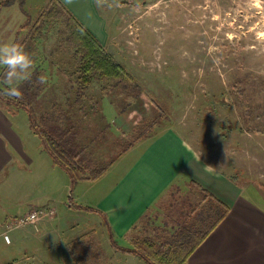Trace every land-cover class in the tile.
<instances>
[{"label":"rangeland","instance_id":"rangeland-1","mask_svg":"<svg viewBox=\"0 0 264 264\" xmlns=\"http://www.w3.org/2000/svg\"><path fill=\"white\" fill-rule=\"evenodd\" d=\"M45 2L26 0L23 10L18 4L0 9V48L14 43L19 27L27 22L26 14L35 16ZM98 2L107 24L108 39L103 45L143 87L139 100L130 98L124 102L120 96L114 97V103L110 96L102 94L97 83L88 91L90 101H101L109 124L110 135L106 134L99 145L101 159H115L121 148L118 138L130 135L142 121L150 123L157 114L153 102L161 103L164 116L152 136L173 131L210 172L230 180L244 195L264 206V0ZM51 38L39 43L46 89L34 103V110L41 124L57 125L55 109L70 110L66 100L71 103L75 97L68 58L53 53L56 37ZM223 95L227 101L213 108L211 104ZM247 104L257 108L251 127L243 119ZM3 109L27 155L26 159L16 157L6 168L7 179L0 177V210H9L7 220L15 218L12 211L20 204L22 215L45 208L53 214L12 230L10 243L3 238L6 221L1 225L0 256L11 251L23 261L21 264H70V240L82 235L73 250L80 263L138 264L108 254L111 247L101 216L70 208L71 202L96 207L107 185L101 193L92 183L82 182L72 188L69 179L64 186V170L53 164L32 133L26 111L20 109L12 114ZM62 124L71 128L69 122ZM164 200L176 202L179 194L170 191ZM177 206L182 207V203L174 211L153 209L140 223L136 237L159 233L163 239H171L184 234L181 222L189 221L190 228L197 215L192 217L194 209H190L186 210L189 216H180Z\"/></svg>","mask_w":264,"mask_h":264},{"label":"crops","instance_id":"crops-1","mask_svg":"<svg viewBox=\"0 0 264 264\" xmlns=\"http://www.w3.org/2000/svg\"><path fill=\"white\" fill-rule=\"evenodd\" d=\"M60 1L102 44L106 42L107 24L98 0ZM26 155L23 141L10 122L8 112L0 106V177L7 179L4 176L6 168L13 160ZM119 160L96 182L84 183H92L99 193L107 185L94 208L102 213L106 229L110 227L114 240L121 247L133 249L140 223L155 208L172 210L180 203L182 207L177 206L182 212L180 216H189L186 210L190 209L195 211L191 212L192 217L197 215L190 227L196 240L197 230L201 234L216 222L217 206L212 200L215 198L229 209V213L196 248L186 264H264V206L244 195L230 180L210 172L173 131L138 142ZM62 176L64 186L69 184L68 176L64 172ZM170 191L177 192L180 200L166 202L164 199ZM22 207L20 204L14 207L15 211L12 209L15 218L24 213ZM8 214L9 210H0V231L1 225L9 220ZM185 234L189 235L188 232ZM82 237L76 235L70 243L74 246ZM112 249L108 254L131 263L145 264L134 254ZM67 257L70 264H74L71 256ZM20 262L23 261L11 251L0 256V264Z\"/></svg>","mask_w":264,"mask_h":264},{"label":"trees","instance_id":"trees-1","mask_svg":"<svg viewBox=\"0 0 264 264\" xmlns=\"http://www.w3.org/2000/svg\"><path fill=\"white\" fill-rule=\"evenodd\" d=\"M25 1L0 0V9L18 4L23 10ZM26 15L27 22L19 27L13 44L22 48L32 57L31 76L27 80L19 82V97L10 96L8 95L9 85L5 67L0 64V106L8 109L12 114L20 109L26 111L32 133L39 138L43 150L50 156L53 164L67 174L72 188H75L80 182L96 181L108 172L117 157L119 158L135 144L154 134V128L164 116L161 103L153 102L152 107L156 109L157 114L150 123L142 121L139 126L133 128L130 135L115 140H118L121 145L120 152L115 159L104 161L98 151L100 141L110 135L109 124L101 108V101H90L87 98L88 91L97 83L101 87L102 94L110 96L114 103V97L120 98V96L124 102L130 98L139 100L143 94V87L135 75L108 52L106 47L60 0H46L35 16ZM51 37H56L52 47L53 53L68 58L66 62L71 67V77H73L71 82L75 97L71 103L66 100L70 110L55 109L58 114L59 123L57 125L41 124L34 110L38 97L46 89L45 69L39 63L42 56L39 43L49 41L52 39ZM235 86H239V84H235ZM240 88L239 91H242L243 89L240 90ZM227 99L228 97L223 95L211 105L222 104ZM246 106L244 124L251 127L256 120L257 108L250 104ZM66 122L71 123V128L64 127L62 123ZM90 130H92L91 133H89ZM212 200L217 206L216 222L201 234L197 230L196 240L191 235V228H188L189 221L184 220L181 222V228L189 235H184L182 232L181 236L173 235L172 240L163 239L159 233L156 236H146L142 239L135 237L133 249L121 247L114 240L112 231L107 226L110 246L116 251L136 255L145 264H186L196 248L229 213V209L218 199L212 198ZM70 208L95 213L103 217L98 209L76 205L73 202H71ZM104 220L106 221L105 218ZM80 247L84 249L85 246L80 245ZM75 248L76 246H73L70 249L72 260L74 264H83L74 254Z\"/></svg>","mask_w":264,"mask_h":264},{"label":"clouds","instance_id":"clouds-1","mask_svg":"<svg viewBox=\"0 0 264 264\" xmlns=\"http://www.w3.org/2000/svg\"><path fill=\"white\" fill-rule=\"evenodd\" d=\"M0 64L5 67L9 85L8 95L19 97L18 84L30 78L33 68L32 57L16 44H10L0 48Z\"/></svg>","mask_w":264,"mask_h":264},{"label":"built area","instance_id":"built-area-1","mask_svg":"<svg viewBox=\"0 0 264 264\" xmlns=\"http://www.w3.org/2000/svg\"><path fill=\"white\" fill-rule=\"evenodd\" d=\"M105 3H111V2H119L121 0H101ZM123 1V0H122ZM52 215L53 211H50L49 209H38V210H32L29 213L22 215L18 218L10 219L6 222V231L3 234V238L6 243H10V237L9 233L12 230L19 229L25 226H30L35 224L36 222L41 221L42 219L46 218L48 215ZM41 219V220H40Z\"/></svg>","mask_w":264,"mask_h":264}]
</instances>
